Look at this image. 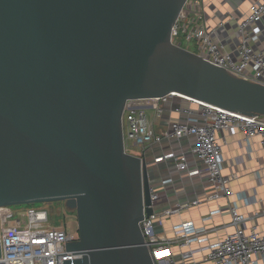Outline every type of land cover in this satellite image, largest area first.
I'll return each mask as SVG.
<instances>
[{"label":"water","instance_id":"obj_1","mask_svg":"<svg viewBox=\"0 0 264 264\" xmlns=\"http://www.w3.org/2000/svg\"><path fill=\"white\" fill-rule=\"evenodd\" d=\"M186 1L0 0V206L72 201L67 250L83 255L64 264H154L139 223L155 180L150 155L125 150L127 101L264 115V86L173 43Z\"/></svg>","mask_w":264,"mask_h":264},{"label":"built area","instance_id":"obj_2","mask_svg":"<svg viewBox=\"0 0 264 264\" xmlns=\"http://www.w3.org/2000/svg\"><path fill=\"white\" fill-rule=\"evenodd\" d=\"M242 1L248 2L246 12L239 7L236 10L238 12L234 9L219 11L216 25L209 26L206 17L196 13H203L199 0H187L172 26L171 38L174 44L181 47L182 43L176 39L181 33L185 34L189 42L196 39L199 51L192 52L203 60L237 77L264 86V48L257 49L255 46L263 30L264 0ZM228 32L231 34L227 35ZM134 100L141 101L142 105L130 108ZM134 100L127 101L122 115L125 150L128 152L127 145L131 141L141 150L140 155H135L141 160L148 155L158 164L175 160L176 165L169 168L160 183L165 185L166 193L174 186L177 178L185 180L205 176L211 187L205 200H219L234 195L229 182L235 175H224L222 171L223 142L219 136L220 131H242L247 140L259 137L264 147L263 114L230 110L174 93ZM167 105L180 118L169 122L173 130L157 131L148 110L160 118ZM185 139H189L188 144H185ZM165 140L168 141L165 148L158 153H148L154 144H162ZM192 157L202 161L204 167H193L190 162ZM155 186V183L151 185L149 205L153 212L148 214L145 204L144 216L139 223L144 236L143 244L154 264H191L195 261L192 245L202 240L206 228L197 227L192 221H183L173 225L172 235H166L162 230H165L166 219L200 205L203 200L197 197L167 208H157L156 204L161 202L162 194L155 191ZM220 212L217 209L212 214ZM230 212L235 230L204 247L203 260L214 264H255V256L264 257V233L244 229L240 224L245 218L235 206H231ZM0 228V264H64L66 259L81 258L83 255L81 250H67V243L77 242L79 235L69 231L65 225H52L50 212L44 207L29 209L15 217L10 206H0ZM174 247L179 252L176 253ZM176 254L180 255L181 260H176Z\"/></svg>","mask_w":264,"mask_h":264},{"label":"crops","instance_id":"obj_3","mask_svg":"<svg viewBox=\"0 0 264 264\" xmlns=\"http://www.w3.org/2000/svg\"><path fill=\"white\" fill-rule=\"evenodd\" d=\"M199 2L201 4L200 10H203V13L198 11L196 13L206 17L209 26L216 25L219 11L234 9L235 12H238L236 10L239 7L246 12L248 9V2L245 3L242 0H199ZM262 28L260 39L255 42L257 49L264 48V22ZM230 34V32L227 33V35ZM168 112L167 117L164 116V113L160 118L156 117L153 112L149 113L157 131L165 129L169 122L180 118L177 112L172 110H168ZM219 136L223 142L222 171L224 175H235L229 182L234 195L229 198L222 197L219 200H205L211 190L204 178L205 176L203 178H190L191 180L177 178L174 186L167 191V201L170 206L184 200L191 201L189 196L192 194H196L203 200L200 205L185 209L180 214H175L166 219L165 230H162L166 235H172L173 225L183 221H192L197 227L206 228L207 231L203 234L202 240L192 245V249L195 250V261L191 264H214L203 260L205 253L203 248L235 230V226L232 224L231 206H235L238 213L245 218L240 224L244 229L264 233V147L260 143V138L254 137L247 140L242 131L229 132L227 130L220 131ZM188 141L189 139H185V144H188ZM167 145V140L162 144H154L148 153H158ZM190 162L193 167H204L202 161L194 160L193 157ZM164 164H168V162H164ZM168 172L169 170L164 173L163 177ZM178 184H182L184 189L178 190ZM170 191H174L173 194H169ZM217 209H220L221 212L212 214V211ZM174 251L177 253L179 249L174 247ZM175 258L177 261L181 260L179 254H176ZM254 260L255 264H264V257L261 255L255 256Z\"/></svg>","mask_w":264,"mask_h":264},{"label":"rangeland","instance_id":"obj_4","mask_svg":"<svg viewBox=\"0 0 264 264\" xmlns=\"http://www.w3.org/2000/svg\"><path fill=\"white\" fill-rule=\"evenodd\" d=\"M176 39L182 43L183 48H189L191 51H194V52L199 51V46L197 44L196 39H193L192 41L189 42L187 40L185 34H183V33H181L178 37H176ZM141 105H142L141 101L134 100L130 103L129 107L130 108L131 107H140ZM171 109H172L171 106L167 105L166 106V112H165L164 116L167 117L168 113H169L168 110H171ZM148 112L151 113V110H148ZM165 129L173 130V128L171 127V124H168L165 127ZM127 150L130 154H133V155H140L141 154V150H139L136 146H134L131 141L128 142ZM149 163H150V177L153 180H155L154 183L156 184L155 191L159 194H162V196H161L162 200H161V202H158L156 204V207L157 208H159V207L167 208L170 206V204L167 201L168 195L166 193V187H165V185L160 184V183L162 182L161 180L163 179L164 173H166L170 167H174L176 165V162L174 159H170L168 161V164H164V162L158 164V163L154 162V159H151ZM177 187H178V190L184 189V186L182 184H178ZM172 192H174V191H170L169 194ZM196 198H197L196 194H192L189 196L190 200H194ZM10 207L13 210V212L15 213V217L19 216V214H21V215L24 214L29 209H33L36 207L37 208L44 207V208L48 209L50 212L52 225H54V226L65 225L69 231H73L79 235V233H78V221L76 219V216L74 215L75 212H70L69 214H65L66 212H64V211L61 213L58 212L57 210H59V208L62 207L61 203L51 205L49 203L38 202V203H32V204H16V205H11Z\"/></svg>","mask_w":264,"mask_h":264},{"label":"flooded vegetation","instance_id":"obj_5","mask_svg":"<svg viewBox=\"0 0 264 264\" xmlns=\"http://www.w3.org/2000/svg\"><path fill=\"white\" fill-rule=\"evenodd\" d=\"M51 205L57 204V203H61L62 207L59 208V210H57L58 212H66L65 214H69L70 212H75L74 215L76 216V219L78 221V215H77V210L74 209V203L72 201H68V200H58V201H51V202H47ZM66 218V217H65ZM66 227V226H65Z\"/></svg>","mask_w":264,"mask_h":264},{"label":"bare ground","instance_id":"obj_6","mask_svg":"<svg viewBox=\"0 0 264 264\" xmlns=\"http://www.w3.org/2000/svg\"><path fill=\"white\" fill-rule=\"evenodd\" d=\"M174 94H176V95H181V94H178V93H174Z\"/></svg>","mask_w":264,"mask_h":264}]
</instances>
